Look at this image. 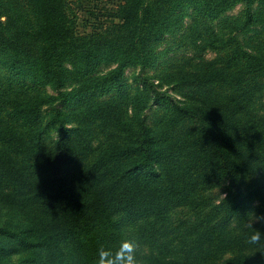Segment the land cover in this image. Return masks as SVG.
Returning a JSON list of instances; mask_svg holds the SVG:
<instances>
[{"label": "trees", "instance_id": "trees-1", "mask_svg": "<svg viewBox=\"0 0 264 264\" xmlns=\"http://www.w3.org/2000/svg\"><path fill=\"white\" fill-rule=\"evenodd\" d=\"M61 1L40 0L32 10V0H19L20 7L13 10L16 16L26 21L34 18L38 30L34 35L30 23L17 28L20 38L15 44L7 42L3 45L7 50L0 51L7 72L5 85L0 84V202L26 217L24 231L4 225L0 239L11 240L15 250L26 253V264H92L98 247L115 243L123 227L129 226L141 246L150 248V254H143L146 264H254V254L262 249L245 242L249 229L240 224L231 227L230 222L244 219L254 198L259 199L258 209L264 214V116L257 122L259 118L249 112L256 95L264 90V53L252 54L237 45L215 69L223 78L207 69L197 72L198 76L207 74L197 78V83L206 81L208 90L193 98V106L186 96L187 106L174 103L170 110L194 121L182 137L177 133L185 123L179 126V118L162 119L154 128L147 123L143 111L157 95L154 85L144 90V97H124L127 104L114 115L117 122L126 119L119 124L124 126L119 128L121 139L92 164L73 168L80 159H62V144L48 150L43 143L44 133L54 128L51 124L57 117L51 123L39 120L38 102L32 103V95L18 91L12 78L17 74L23 80L61 84L57 70L69 60L62 51L76 42L74 24L66 19ZM142 4L143 0H123L118 7L122 26L128 29V38L132 36L128 43L140 47L137 54L145 43L142 36L135 37L142 22ZM2 28L4 32L6 27ZM23 41L43 44L44 56L49 53L44 63L29 66L30 56L23 55L19 45ZM84 62L89 69L95 58ZM33 67L39 75L30 70ZM232 67L235 73L229 71ZM208 82L213 86L208 88ZM63 135L66 130L61 127ZM249 176H255V181L243 186ZM225 177L238 180L233 192L202 215L196 200ZM178 206L193 208L199 218L173 230L175 238L168 239L164 233L171 231L164 214ZM226 253L230 257L220 262Z\"/></svg>", "mask_w": 264, "mask_h": 264}, {"label": "rangeland", "instance_id": "rangeland-1", "mask_svg": "<svg viewBox=\"0 0 264 264\" xmlns=\"http://www.w3.org/2000/svg\"><path fill=\"white\" fill-rule=\"evenodd\" d=\"M18 1L0 0V51L7 50L3 46L7 42L15 44L20 38L17 28L30 23L34 35L38 30L34 18L29 21L18 19L13 11L20 7ZM39 2L32 0V10L38 7ZM122 3L123 0H62L66 19L74 24L76 42L68 51H62L64 58L69 60L57 70L61 84L23 80L17 74L12 76L17 82L15 86L18 91H23L22 94L26 96L32 95V103L38 102L39 120L51 123L57 117L56 123L51 124L54 128H48L44 133L43 143L48 150L62 144V154L65 156L62 159H80L72 164L73 168L92 164L111 144L121 139L123 131L119 128L124 126L119 127V124H124L126 119L117 122L114 115L118 107L127 104L130 97L143 94L150 85H154L157 95L146 103L143 111L147 123L154 128L162 119L173 122L179 118V126L185 123L177 133L182 137L184 131L194 125V121L188 122L177 116L176 111L170 110L174 103L183 108L185 102L187 106L186 96L191 98L189 104L193 106L196 102V98H193L202 96L208 90L206 81L200 79L201 84L197 83V78L207 74L198 76L197 72L204 73L207 69L223 78L215 69L221 67L222 58H226L227 52L237 45L252 54L264 53V0H143L142 12H139L142 22L135 31V37L142 36L145 43L138 54L140 47L138 43H128L132 36L128 38V29L122 26L118 14V7ZM8 12L10 15L7 19L5 16ZM2 27H6L5 33ZM28 42V45L24 41L19 45L23 55L30 56L29 66L44 63L42 59H47L49 53L44 56L43 44ZM84 44L87 47L83 48ZM142 51L145 52L144 56L140 55ZM89 58H95V62L86 69L84 60ZM21 62L25 63L26 60ZM235 69L232 67L229 71L235 73ZM30 70L35 75L40 74L36 67ZM6 75L0 62L1 86L5 85ZM182 82H189L190 85ZM207 86L212 87L213 82H208ZM227 87L228 84L224 83L223 89ZM35 96L38 98L35 99ZM254 100L249 112H252L251 116L259 118L258 122L264 116V90ZM126 111L129 114L130 108ZM61 127L66 130L62 138ZM244 148L249 150L250 146ZM249 181H255V176L244 178L242 185L249 186ZM237 183L238 180L225 177L206 189L203 197L196 200L202 215L209 213L214 205L232 193ZM259 205V199L254 198L244 211V219L240 222L232 220L230 226L237 224L238 228L240 224V227L247 228L246 222L251 214H262ZM164 216L171 231L170 234L169 230L164 233L168 239L175 238L173 230L177 232V228L199 218L189 206L174 207ZM25 219L22 212L7 209L0 202V227L5 225L11 230H23ZM130 229L129 226L123 227L122 232ZM9 241L7 238L0 239V248L4 250L0 253V264H26L27 254L15 250ZM260 249L262 251L254 254V264L259 259L264 260V248ZM141 252L150 254L149 246L142 245ZM154 254H158L157 247ZM167 255H170L169 252ZM229 257L230 254L226 253L220 262Z\"/></svg>", "mask_w": 264, "mask_h": 264}, {"label": "clouds", "instance_id": "clouds-1", "mask_svg": "<svg viewBox=\"0 0 264 264\" xmlns=\"http://www.w3.org/2000/svg\"><path fill=\"white\" fill-rule=\"evenodd\" d=\"M246 227L250 231L246 234L245 242L257 249L264 248V214H251ZM92 264H146V260L138 236L132 231H123L115 243L98 247Z\"/></svg>", "mask_w": 264, "mask_h": 264}]
</instances>
